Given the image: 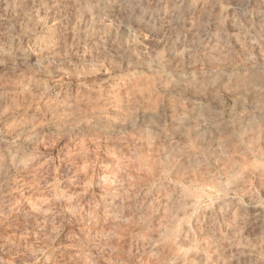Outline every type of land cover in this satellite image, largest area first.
Instances as JSON below:
<instances>
[{
    "label": "rangeland",
    "instance_id": "rangeland-1",
    "mask_svg": "<svg viewBox=\"0 0 264 264\" xmlns=\"http://www.w3.org/2000/svg\"><path fill=\"white\" fill-rule=\"evenodd\" d=\"M78 1L82 6V0H68L66 8H55L50 14L46 10L43 13L33 9L36 13L34 19L32 9L21 15L12 4L4 0L0 2V259L4 257V261L12 264L15 261V264H38L29 250L37 243L39 247L45 242L52 245L50 252L54 254L56 247L72 244L65 253L66 257L68 255L67 264H78L79 257L82 259L86 255L96 261L92 264H264V80L261 79L264 77V61H258L264 56V23H257L259 18L264 19V10L259 7L264 6V0H208L216 8H203L204 12L197 6V0L191 4L184 1L179 4L181 12L169 16L172 20L168 18L167 27L163 25L164 19L152 0L135 1L140 6L147 4L146 7H150L152 4L149 17L154 24L151 27L138 26L133 22L134 6L130 9L126 0H119L120 13L110 20L103 16L98 19L84 17ZM166 2L169 0H162L161 8L166 6ZM181 7L184 10L188 7L187 12ZM101 11L103 13L102 8L95 10L97 15L102 14ZM193 13L200 17L201 22L204 20L202 15L212 20L208 19V25H205L207 19L206 23L205 20L198 23L201 29L197 28L195 34L198 32L196 35L200 34L201 39L198 35L196 41L194 36L195 42L191 44L189 41L193 37L187 30L188 21L196 19ZM209 14L213 15L210 17ZM247 19L252 21L251 26ZM260 32L262 37L258 35ZM203 34H206L204 38ZM252 34L259 38L254 39ZM234 36H238V41ZM214 37L218 43L214 44ZM241 40L242 44L239 43ZM258 40L263 44L255 47ZM181 43L184 48L179 46ZM213 48H217V53ZM248 49L250 56L246 53ZM209 51L215 54L213 57L216 56L217 61L213 57L205 59L211 55L207 53ZM245 54L251 59H247ZM31 55L37 62L31 59ZM192 56L195 57L192 59ZM196 57L201 59L200 62ZM202 59L208 60L207 65L205 60L202 65ZM190 62L196 65L190 66ZM255 97L260 100L261 103L257 101L258 107L263 110L260 108L259 111L257 107L251 115L254 108L246 104L253 100L256 103ZM234 98L236 103L232 102ZM240 101L245 103V107L240 105ZM108 120H116L125 128L103 130L100 123ZM214 126H219L220 130ZM34 154L38 160L28 163L29 156ZM14 157L22 159V163L24 160L27 162H20L17 169L11 171L6 164ZM107 170L118 175V191H123H117L116 212L119 214L115 213L118 216L115 220H118L106 221L96 228L85 217L93 204L94 208L97 206L96 198L102 190L97 179ZM51 193L58 198H53ZM65 193L66 196L69 194L71 201L75 198L72 202L82 206V210L76 206V213H70ZM190 193H194L196 202L193 205L187 203V198L192 197ZM44 196L54 201L51 223L50 220H42L50 231H46L48 234L36 231L35 226L41 218L35 217V213L32 215L29 209L36 202L29 201ZM25 202H28L27 206ZM77 213L82 214L79 216ZM77 218L79 222L76 225ZM98 229L103 232L100 234ZM88 230H94L97 240L96 236L92 241L82 239L83 232L88 233ZM105 231V237L108 235L109 238H103ZM35 235L37 239H34ZM73 238L76 245L71 242ZM104 240H107L106 244ZM9 243L15 246L13 252L7 249ZM81 251L86 255H78ZM69 252L77 254L78 259L77 255L74 257ZM59 259H52L54 263L47 264H60Z\"/></svg>",
    "mask_w": 264,
    "mask_h": 264
},
{
    "label": "bare ground",
    "instance_id": "bare-ground-1",
    "mask_svg": "<svg viewBox=\"0 0 264 264\" xmlns=\"http://www.w3.org/2000/svg\"><path fill=\"white\" fill-rule=\"evenodd\" d=\"M2 1V0H1ZM0 1V2H1ZM4 1H6L5 3H10V4H12L14 7L13 8H17V10H18V12H17V14H20L21 13V15H22V12H24V14H25V11L26 10H29V9H32L31 10V12H33V9L34 10H36V11H39V10H42V12L43 13H45L46 11H48L49 12V14L51 13V12H54V10H56V9H58V8H60V7H65V5L68 3V0H4ZM127 1V6L128 7H130V9L131 8H133V6H134V8L132 9L133 11H134V18H133V22L135 23V24H139V25H144V26H146V27H151L152 26V24H154V23H152V21H151V19H150V13L152 12V10H151V6H152V4H151V6L150 7H146L147 6V4H146V6L144 5L143 6V4H142V6H140L139 4H136L137 2H138V0H126ZM135 1H137V2H135ZM145 1V0H144ZM151 1V0H150ZM152 1H154L155 2V4H156V6H158V11H159V13L162 15H160V14H158V15H160L161 17H163V19H164V24L163 25H165L166 24V27L167 26H169V22L170 21H168V18H169V16L171 15V13H175L176 15H177V13L179 14V12H181V10L179 11L178 10V8H179V4H183V2L184 1H187L188 3H192L194 0H169V2H166L165 4H166V6L163 8H161V6H163L162 4V0H152ZM165 0H163V2H164ZM198 2H197V6L198 7H201L200 8V10H202L203 8H206V9H208V7H212V5H211V3L213 2V0H211L212 2L210 3L208 0L206 1V0H197ZM204 1H206L207 3H209L210 4V6H206L207 5V3L206 2H204ZM217 1V0H216ZM220 1V0H219ZM227 2H228V0H226ZM230 1V0H229ZM259 1V0H258ZM257 1V2H258ZM261 1H263V0H261ZM146 2V1H145ZM186 2V3H187ZM220 2H222V0L220 1ZM256 2V3H257ZM71 3V2H70ZM78 3H79V1H78ZM82 6H81V4L79 3V5H80V8H81V13L84 15V17L85 16H88L89 18L91 17L92 19L93 18H99V17H106V20H110V18L111 17H115V16H118L119 15V13H120V10H121V5H120V3L121 2H119V0H82ZM123 3V2H122ZM139 3V2H138ZM151 3H153V2H151ZM216 3V2H215ZM224 3V2H223ZM256 3H253V4H256ZM9 4V5H10ZM77 4V3H76ZM124 4V3H123ZM154 4V5H155ZM193 4H196V1H195V3H193ZM192 4V5H193ZM206 4V5H205ZM216 4H218V3H216ZM228 4V3H227ZM227 4H226V6H227ZM230 4V3H229ZM228 4V5H229ZM233 4V3H232ZM231 4V5H232ZM236 4V3H235ZM253 4H251V5H253ZM262 4H264V3H262ZM262 4H260V5H262ZM4 5V4H3ZM8 5V6H9ZM11 5V6H12ZM136 5H139V6H136ZM148 5H150V4H148ZM230 5V6H231ZM241 5V4H240ZM7 6V5H6ZM5 6V7H6ZM66 6H68V5H66ZM72 6V5H71ZM124 6H126V5H124ZM127 6H126V8H127ZM196 6V5H195ZM194 6V7H195ZM204 6H206V7H204ZM218 6V5H217ZM225 6V5H224ZM223 6V7H224ZM233 6H237V5H233ZM233 6H232V8H233ZM257 6H258V4H257ZM79 7V6H78ZM154 7V6H153ZM152 7V8H153ZM183 7H184V5H183ZM193 7V6H192ZM227 7H229V6H227ZM251 7V6H250ZM259 7H261V9H263L264 10V6H259ZM12 8V7H11ZM12 8V9H13ZM56 8V9H55ZM66 8V7H65ZM72 8H74V7H72ZM80 8H79V10H80ZM100 9V8H102L103 9V13H102V11H101V13L102 14H100V15H97L98 14V12H97V14H96V12H95V10H97V9ZM156 8V7H155ZM182 8V7H181ZM180 8V9H181ZM185 8V7H184ZM188 8V7H187ZM186 8V9H187ZM214 8H216V6L214 7H212V9L214 10ZM218 8V7H217ZM220 8V7H219ZM235 8V7H234ZM249 8V7H248ZM248 8H245V9H247L248 10ZM255 8V7H254ZM7 9H9V8H7ZM61 9V8H60ZM64 9V8H63ZM63 9H62V11H63ZM68 9H69V7H68ZM67 9V13H68V11L70 10H68ZM130 9H128V10H130ZM156 9V10H157ZM183 9V8H182ZM185 9V10H186ZM194 9V8H193ZM192 9V10H193ZM205 9V10H206ZM256 9V8H255ZM261 9H260V11H261ZM14 10V9H13ZM43 10H46L45 12L43 11ZM64 10H66V9H64ZM78 10V9H77ZM184 10V9H183ZM184 10V11H185ZM188 10V9H187ZM187 10H186V12H187ZM199 10V9H198ZM209 10V9H208ZM213 10H211V11H213ZM216 10V9H215ZM218 10H220V9H218ZM225 10V9H224ZM252 10H253V8H252ZM251 10V11H252ZM10 11H12L11 9H10ZM15 11V10H14ZM59 11V10H58ZM71 11V10H70ZM73 11V10H72ZM122 11H124V10H122ZM132 11V12H133ZM158 11H156L157 13H158ZM183 11V12H184ZM203 11V10H202ZM210 11V12H211ZM226 11V10H225ZM228 12H230L229 10H227ZM13 12V11H12ZM16 12V11H15ZM20 12V13H19ZM30 12V13H31ZM47 12V13H48ZM60 13H61V11H59ZM73 12H75V11H73ZM154 12V11H153ZM195 12V11H194ZM196 12H197V10H196ZM199 12V11H198ZM204 12V11H203ZM254 12H257V11H255L254 10ZM40 13V12H39ZM42 13V14H43ZM62 13H65V12H62ZM70 13V12H69ZM125 13V12H124ZM123 12H122V14L123 15H125ZM128 13V12H127ZM155 13V12H154ZM185 13V12H184ZM190 13V12H189ZM214 13V12H213ZM217 13V12H216ZM249 13V12H248ZM252 13V12H251ZM250 13V14H251ZM34 14H36V13H34L33 12V15H32V18L34 19V18H36V15H34ZM57 14V13H56ZM55 14V15H56ZM66 14V13H65ZM71 14V13H70ZM75 14H76V12H75ZM152 14V13H151ZM183 14V13H182ZM195 14V17H193V18H196L195 19V21L192 19V20H190L191 19V17H190V21H188L187 19V21L189 22V27H188V30H187V33H188V35L190 36V37H193V38H191V40L189 41V43L191 42V44H192V42L195 40L194 39V36H195V38H196V41H197V37H198V35H199V38L201 39V37H200V34H198V35H196L195 34V31H197L196 29L198 28V23L199 22H201L198 18H200V17H196V13H193L192 15H194ZM199 14V13H198ZM201 14V13H200ZM199 14V16H201ZM219 14H220V12H219ZM222 14V13H221ZM242 14V13H241ZM246 14V13H245ZM257 14H259V13H257ZM20 15V16H21ZM26 15V14H25ZM38 15V14H37ZM45 15V14H44ZM53 15V14H52ZM55 15H53V16H55ZM77 15V14H76ZM81 15V14H80ZM121 15V14H120ZM129 15V14H128ZM132 15V14H131ZM158 15H157V17H158ZM185 15H187V14H185ZM210 15V17L213 15H211V14H209ZM223 15V14H222ZM19 16V15H18ZM33 16H35V17H33ZM47 16V15H46ZM49 16V15H48ZM51 16V15H50ZM82 16V15H81ZM153 16H154V14H153ZM191 16V15H190ZM198 16V15H197ZM202 16H204L205 17V15H202ZM206 16H207V13H206ZM214 16H215V14H214ZM213 16V17H214ZM216 16H218V14L216 15ZM215 16V17H216ZM226 16V15H225ZM241 16H244V15H241ZM261 16H263V14H261ZM52 17V16H51ZM60 17V16H59ZM120 17H122V16H120ZM131 16H129V18H130ZM172 17V16H171ZM184 17V16H183ZM186 18L188 17V16H185ZM202 18V19H204L205 20V23H206V19H207V24H205V25H208V19H210V18ZM208 17V16H207ZM212 17V18H213ZM214 17V18H215ZM16 18H17V15H16ZM38 18H39V15H38ZM64 18V17H63ZM62 18V19H63ZM66 18V17H65ZM64 18V19H65ZM68 18V17H67ZM89 18H88V21H89ZM107 18H109V19H107ZM118 19H121V18H119V17H117ZM151 18H153V17H151ZM178 18V17H177ZM179 18H182L181 16L179 17ZM226 18H227V16H226ZM239 18V17H238ZM259 18V17H258ZM257 18V19H258ZM61 19V18H60ZM81 19H82V17H81ZM102 19V18H101ZM103 19H105V18H103ZM102 19V20H103ZM123 19H124V17H123ZM127 19V18H126ZM154 19V18H153ZM157 19V18H156ZM159 19H160V17H159ZM173 19H175V18H173ZM184 19V18H183ZM183 19H181V21L183 20ZM198 19V20H197ZM201 19V20H202ZM225 19V18H224ZM240 19H242V18H240ZM246 19V18H245ZM251 19H253L252 17H251ZM14 20V19H13ZM36 20V19H35ZM34 20V21H35ZM131 20V19H130ZM161 20V19H160ZM169 20H172V19H170L169 18ZM197 20V21H196ZM204 20L202 21V22H204ZM210 20H212V19H210ZM214 20H216V19H214ZM219 20V19H218ZM222 20V19H221ZM221 20H220V22H221ZM243 20V19H242ZM248 20V19H247ZM254 20V19H253ZM17 21H19V19L17 20ZM32 21V23H33V20H31ZM55 21V20H54ZM53 21V22H54ZM132 21V20H131ZM159 21V20H158ZM174 21V20H173ZM180 21V22H181ZM225 21H226V19H225ZM240 21V20H239ZM250 21V19L248 20V22ZM264 21V19H260L259 18V20H257V23H259V24H262V23H264L263 22ZM36 22V21H35ZM52 22V21H51ZM93 22V21H92ZM160 22V21H159ZM172 22V21H171ZM179 22V23H180ZM201 22V23H202ZM252 22V21H251ZM251 22H249L248 23V25L251 23ZM255 22V21H254ZM95 23V22H94ZM97 23V22H96ZM132 23V22H131ZM161 23V22H160ZM173 23V22H172ZM183 23V22H182ZM211 23H212V21H211ZM210 23V24H211ZM242 23V22H241ZM246 23H247V21H246ZM256 23V22H255ZM257 23H256V25H257ZM133 24V23H132ZM134 24V25H135ZM162 24V23H161ZM175 24V22L173 23V25ZM216 24V23H215ZM239 24V23H238ZM252 24V23H251ZM251 24H250V26H251ZM35 25V24H34ZM41 25V24H40ZM46 25V24H45ZM138 25V26H139ZM173 25H171V26H173ZM188 25V24H187ZM201 25V24H200ZM205 25H203L202 24V26H205ZM217 25V24H216ZM216 25L214 26V27H216ZM233 25H234V23H233ZM237 25V24H236ZM235 25V26H236ZM241 25V24H240ZM242 25H244V24H242ZM248 25L245 27V28H247L248 27ZM44 26V25H43ZM170 26V27H171ZM177 26V25H176ZM183 26V25H182ZM219 26H220V24H219ZM219 26H218V29H219ZM224 27V25H221V27ZM232 26V25H231ZM230 25L228 26V27H231ZM239 26V25H238ZM250 26H249V28H250ZM255 26V25H254ZM257 26H259V25H257ZM163 27V26H162ZM175 27V26H174ZM179 27V26H178ZM184 28L186 27V29H187V26H183ZM201 26H199V28L198 29H201L200 28ZM206 27V26H205ZM213 27V28H214ZM237 27V26H236ZM181 29H182V27H180ZM203 28V27H202ZM207 28V27H206ZM244 28V29H245ZM152 29V28H151ZM168 29L170 30L171 28H169L168 27ZM173 29V28H172ZM178 28H176V30H177ZM222 29V28H221ZM234 29V28H233ZM252 29V28H251ZM250 29V30H251ZM260 29H263L262 28V26L260 27ZM162 30V29H161ZM167 30V29H166ZM175 30V31H176ZM185 30V29H184ZM203 30H205V29H203ZM203 30H201L200 31V33L202 34V31ZM217 30V29H216ZM223 30V29H222ZM249 30V29H248ZM256 30H257V28H256ZM259 30V29H258ZM35 31V30H34ZM154 31V30H153ZM168 31V30H167ZM172 31V30H171ZM174 31V30H173ZM178 31V30H177ZM179 31H180V29H179ZM218 31V30H217ZM230 31V30H229ZM238 31H239V29H238ZM253 31V30H252ZM255 31V30H254ZM264 31V30H263ZM262 31V32H263ZM158 32L160 33V31L158 30ZM163 32V31H162ZM165 32L166 31H164V34H165ZM170 32V31H169ZM205 32V31H204ZM213 32V31H212ZM211 32V33H212ZM216 32V31H215ZM215 32H214V36L216 35L215 34ZM221 32V31H220ZM223 32V31H222ZM228 31L226 30V33H227ZM232 32V31H231ZM243 32V31H242ZM31 33H33V31L31 32ZM154 33V32H153ZM155 33H156V31H155ZM184 33V32H183ZM217 33H219V31L217 32ZM230 33V32H229ZM240 33V32H239ZM255 33H256V31H255ZM152 34V33H151ZM182 34V33H181ZM213 34V33H212ZM219 34H221V33H219ZM219 34L217 35L218 37L217 38H219ZM228 34V33H227ZM233 34V33H232ZM237 34V33H236ZM243 34V33H242ZM245 35L247 34L246 33V31H245V33H244ZM243 34V35H244ZM260 34V37H262L261 36V32L260 33H258V35ZM264 34V33H263ZM31 35V34H30ZM155 35V34H154ZM154 35H152L153 36V38H154ZM180 35V34H179ZM187 35V34H186ZM206 34H203L202 35V37L203 36H205ZM208 35V34H207ZM209 35H210V32H209ZM208 35V36H209ZM223 35V34H222ZM224 35H225V33H224ZM242 35V36H243ZM244 35V36H245ZM249 35H250V32H249ZM161 36V34L159 35V37ZM230 36V35H229ZM236 36V35H235ZM234 36V37H235ZM241 36V37H242ZM256 36V35H255ZM253 37V34H252V37L255 39V38H257V36L256 37ZM184 37V36H183ZM188 37V36H187ZM224 37V36H223ZM238 37V36H237ZM237 37H235V39L237 40ZM240 37V36H239ZM248 37V36H247ZM157 38H158V34H157ZM204 38V37H203ZM202 38V39H203ZM206 38V37H205ZM209 38V37H208ZM213 38V37H212ZM216 38V39H217ZM231 38V37H230ZM233 38V37H232ZM243 38V37H242ZM245 38H246V36H245ZM245 38H243V39H245ZM259 38V37H258ZM257 38V39H258ZM155 39V38H154ZM194 39V40H193ZM247 39V38H246ZM250 39V38H249ZM262 39H264V37H262ZM36 40V39H35ZM40 40V39H39ZM42 40V39H41ZM209 40H210V38H209ZM208 40V41H209ZM219 40V39H218ZM220 40H221V37H220ZM230 40V39H229ZM232 40V39H231ZM230 40V41H231ZM188 41V40H187ZM198 41H200V40H198ZM211 41H212V39H211ZM213 41H215V37H214V40ZM213 41H212V43H213ZM233 41V40H232ZM238 41V40H237ZM243 40H241L239 43H241ZM255 41V40H254ZM254 41H252L253 43H255ZM36 42V41H35ZM40 42V41H39ZM38 42V43H39ZM182 42H184V41H182ZM195 42V41H194ZM193 42V43H194ZM223 42V41H222ZM235 42V41H234ZM251 42V44L253 45V43ZM180 43V42H179ZM186 43H188V42H186ZM207 43V42H206ZM209 43H210V41H209ZM209 43H208V45H209ZM215 43H218V42H214V44ZM220 43V42H219ZM235 43H237V42H235ZM234 43V44H235ZM39 44H42V43H39ZM178 44V43H177ZM182 44V45H181ZM181 44H179V46L181 47H183V43H181ZM190 44V45H191ZM242 44V43H241ZM263 44V42L262 41H259L258 40V43L256 42L254 45H255V47H260L261 45ZM35 45V44H34ZM186 45V44H185ZM189 45V44H188ZM189 45V46H190ZM213 45V44H212ZM218 45V44H217ZM217 45H216V47H217ZM220 45V44H219ZM236 45V44H235ZM244 45H246V44H244ZM252 45H251V47H252ZM253 45V46H254ZM249 46V45H248ZM247 46V48H249ZM186 47V46H185ZM193 47V46H192ZM191 47V48H192ZM207 47V46H206ZM211 47H213V46H211ZM219 47V46H218ZM221 47H222V45H221ZM250 47V48H251ZM21 48V47H20ZM44 48V47H43ZM51 48V47H50ZM184 48V47H183ZM182 48V49H183ZM190 48V47H189ZM194 48V47H193ZM220 48V47H219ZM240 48V47H239ZM245 48H246V46H245ZM252 48H254V47H252ZM262 48V47H261ZM22 49V48H21ZM35 49V48H34ZM49 49V48H48ZM180 49V48H179ZM206 49H208V48H206ZM205 49V50H206ZM210 49V48H209ZM214 49V48H213ZM222 49V48H221ZM244 49V48H243ZM175 50V49H174ZM173 50V51H174ZM187 50H188V48H187ZM212 49H210V51H211ZM216 50V51H215ZM220 50V49H219ZM242 50V49H241ZM249 50V49H248ZM252 50H254V49H251V52H253ZM258 50H260V48L258 49ZM23 53L25 52V50H21ZM20 51V52H21ZM28 51V50H27ZM26 51V52H27ZM47 51V50H46ZM173 51H171V52H173ZM177 51V50H176ZM191 51H193V50H191ZM207 52V53H209V54H211V55H208V54H204V55H208L207 57L208 58H205L204 56H202V57H204L205 59H209V58H212L213 57V55H215V54H212L211 52H213V50L211 51V52ZM247 51V50H246ZM264 51V50H263ZM21 52V53H22ZM32 52V51H31ZM49 52V51H48ZM185 52V51H184ZM183 52V54H185ZM217 53V48L216 49H214V53ZM221 51H219L218 53H220ZM243 52V51H242ZM249 52H250V50L248 51V52H246V53H248L249 54ZM17 53H19L18 51H17ZM34 53V50H33V52H32V54ZM187 53H189L190 54V52H189V50H188V52ZM193 53H195V52H193ZM223 53H224V51H223ZM254 53V52H253ZM255 53H258L257 51L255 52ZM31 54V53H30ZM29 54V55H30ZM144 54V53H143ZM202 54V53H201ZM221 54V53H220ZM220 54H219V56H220ZM259 54V53H258ZM17 55H21V57H23L24 55L23 54H17ZM23 55V56H22ZM26 55V54H25ZM132 55V54H131ZM145 55V54H144ZM193 55V54H192ZM194 55H196V54H194ZM199 55V54H198ZM252 55V54H251ZM263 55V54H262ZM27 56V55H26ZM51 56V55H50ZM125 56V55H124ZM129 56V55H128ZM171 56V55H170ZM185 56V55H184ZM190 56H191V54H190ZM189 56V57H190ZM243 56H244V52H243ZM249 56H250V54H249ZM1 57V56H0ZM11 57V56H10ZM14 57V56H13ZM29 57V56H28ZM54 57V56H53ZM132 57V56H131ZM169 57V56H168ZM183 57V56H182ZM181 57V58H182ZM193 57H195V56H192V59H193ZM199 57V56H198ZM198 57H196L197 59H198ZM201 57V58H202ZM221 57V56H220ZM245 57L247 58V56H246V54H245ZM260 57V56H259ZM258 57V58H259ZM263 58H264V56H262ZM19 58V57H18ZM17 58V59H18ZM25 58V57H24ZM27 58V57H26ZM130 58V57H129ZM142 58V57H141ZM184 58V57H183ZM183 58H182V61H184L183 60ZM214 58H215V60H216V56L215 57H213V60H214ZM219 58V57H218ZM245 58V59H246ZM263 58H261L260 60H258V61H260L261 62V60L262 61H264V59ZM9 59H11L10 61H12V58H9ZM17 59H16V61H17ZM31 59L33 60V61H36V57L34 56V55H31ZM53 59V58H52ZM56 59V58H55ZM59 59V58H58ZM134 59V58H133ZM187 59H191V58H188L187 57ZM191 59V60H192ZM196 59V60H197ZM200 59V58H199ZM198 59V60H199ZM204 59V60H205ZM247 59H251V58H247ZM1 60V59H0ZM28 60V59H27ZM105 60V59H104ZM103 60V61H104ZM132 60V59H131ZM130 60V61H131ZM136 60V59H135ZM142 60V59H141ZM175 60V59H174ZM178 60H180V59H178ZM201 60V59H200ZM200 60H199V62H200ZM203 60V59H202ZM204 60L203 61H201L202 62V65L203 64H205V63H203L204 62ZM213 60H211V61H213ZM9 61V60H8ZM9 61V62H10ZM15 61V60H14ZM14 61H13V63H14ZM19 61V60H18ZM58 61V60H57ZM102 61V60H101ZM100 61V62H101ZM102 61V62H103ZM133 61V60H132ZM211 61H209V65L211 64ZM217 61V60H216ZM26 62H29V61H26ZM37 62V61H36ZM60 62V61H59ZM108 62V61H107ZM137 62V61H136ZM135 62V63H136ZM177 62V61H176ZM185 62V61H184ZM187 62H189V61H187ZM205 62H206V60H205ZM207 62H208V60H207ZM207 62H206V65H207ZM18 63V62H17ZM104 63V62H103ZM182 63V62H181ZM214 63V62H213ZM249 63V62H248ZM1 64V63H0ZM11 65H12V63H10ZM20 64H22V63H20ZM29 64V63H28ZM27 64V65H28ZM39 64V63H38ZM37 64V65H38ZM105 64H107V63H105ZM104 64V65H105ZM109 64H111V63H109ZM109 64H108V66H109ZM187 64H189V63H187ZM201 64V63H200ZM247 64V63H246ZM19 65V64H18ZM101 65V64H100ZM103 65V64H102ZM185 65V64H184ZM190 66H192L193 64H192V62H190V64H189ZM196 65V64H195ZM195 65H193V66H195ZM208 65V66H209ZM251 65V64H250ZM10 66V65H9ZM36 66V65H35ZM96 66V65H95ZM143 66H145V65H143ZM13 67V66H12ZM23 67V66H22ZM39 67V66H38ZM63 67V66H62ZM61 67V68H62ZM105 67V66H104ZM128 67V66H127ZM140 67V66H139ZM186 67H189V66H186ZM253 67H256V66H254L253 65ZM253 67H251V69H253ZM262 67V66H261ZM15 68V67H14ZM43 68V67H42ZM249 68L250 67H248V70H249ZM63 69V68H62ZM189 69H191V68H189ZM188 69V70H189ZM3 70V69H2ZM58 70V69H57ZM247 70V71H248ZM53 71V70H52ZM254 71V70H253ZM55 72V71H54ZM57 72V71H56ZM248 72H250V71H248ZM247 72V73H248ZM256 73H257V71H255ZM52 73V72H51ZM254 73V72H253ZM58 74V73H57ZM239 74V73H238ZM248 75V74H247ZM252 78V77H251ZM254 79V78H253ZM261 79H263L264 80V77L262 78L261 77ZM260 80V79H259ZM251 82H253V81H251L250 80V83ZM255 82V81H254ZM253 82V83H254ZM252 83V84H253ZM255 84V83H254ZM251 85V84H250ZM249 85V86H250ZM256 85V84H255ZM249 89V88H248ZM251 89V88H250ZM253 89H254V87H253ZM253 89H252V91H253ZM249 91V90H248ZM250 92H251V90H250ZM255 92V91H254ZM252 93V92H251ZM255 93H257V92H255ZM233 94V93H232ZM259 94H260V92H259ZM235 95V94H234ZM229 96H232V95H229ZM254 96V95H253ZM256 96V95H255ZM258 96H260V95H257V97ZM233 97V96H232ZM257 97H255L254 99H255V101H256V103L254 102V100L253 101H251V104H246V105H248V106H252L253 108H254V111L252 112V114L251 115H253L255 112H256V109L255 108H257L258 107V102L259 103H261L260 102V100L258 101V100H256L257 99ZM236 98V97H235ZM233 99L232 100V102L233 103H236V99H238V98H236V99ZM232 99V98H231ZM230 99V100H231ZM259 99V98H258ZM168 100V99H167ZM171 101V100H170ZM238 101V100H237ZM258 101V102H257ZM231 102V101H230ZM231 102V103H232ZM61 103V102H60ZM59 103V104H60ZM166 103H167V101H166ZM239 103H241L240 105H243V104H245V103H242L241 101L239 102ZM68 105V104H67ZM168 110H170V108L172 107L171 106V103L169 102L168 104ZM233 105H235V104H233ZM260 105V104H259ZM262 105H264V104H262ZM111 106V105H110ZM244 106V105H243ZM55 107V106H54ZM64 107V106H63ZM65 107H67L66 109H69L68 107L69 106H65ZM245 107V106H244ZM262 107H264V106H262ZM262 107H260L262 110H263V108ZM55 108H57V107H55ZM167 108V107H166ZM259 108V107H258ZM259 108V111L261 110ZM51 109H52V107H51ZM63 109V108H62ZM66 109H64V111L63 112H65V110ZM198 109V108H197ZM249 109V108H248ZM250 110V109H249ZM57 111V110H56ZM250 111H252V110H250ZM258 111V110H257ZM264 111V110H263ZM200 112V111H199ZM262 112V111H261ZM261 112H260V115H262L261 114ZM202 113V112H201ZM259 113V112H258ZM249 114V116L251 117V115ZM264 115V114H263ZM249 116H248V120L250 119L249 118ZM256 116V115H255ZM148 117V116H147ZM144 118V117H143ZM100 119V118H99ZM104 119V118H103ZM102 119V120H103ZM111 119V118H110ZM113 119H115V118H113ZM149 119H150V117H149ZM149 119L146 121L147 123H148V121H149ZM245 119H246V117H245ZM105 120V119H104ZM117 120V119H116ZM103 121V123H100V127H102L103 128V130L104 129H110V130H115V129H119L121 126H122V124L121 123H119L118 121ZM119 120V119H118ZM243 120V119H242ZM247 120V121H248ZM97 121V120H96ZM245 121V120H244ZM101 122V121H100ZM249 122V121H248ZM248 122H246V123H248ZM95 124H97V123H95ZM99 124V123H98ZM56 125H57V123H56ZM55 125V126H56ZM91 125H92V123H91ZM55 126H53V127H55ZM95 125H93L92 127H94ZM97 126H99V125H97ZM135 126V125H134ZM146 126V125H145ZM124 126H122L121 128H123ZM215 127V126H214ZM212 128V129H214L215 130V128ZM219 127V126H218ZM217 127V128H218ZM222 127V126H221ZM96 128V127H95ZM125 128V127H124ZM216 128V130H218ZM223 129V128H222ZM221 129V130H222ZM53 130H54V128H53ZM98 130V129H97ZM207 130V129H206ZM220 130V129H219ZM119 131V130H118ZM200 131H204V130H200ZM102 132V131H101ZM109 132H111V131H109ZM117 132V131H116ZM195 132H197V130L195 131ZM215 132H217V131H215ZM221 132V131H220ZM219 132V133H220ZM198 133V132H197ZM206 134V133H205ZM30 136V135H29ZM35 136V135H34ZM28 137V136H27ZM33 137V136H32ZM27 139V138H26ZM27 141H29V139L27 140ZM31 142L33 141V140H30ZM29 141V142H30ZM34 141H35V138H34ZM33 141V142H34ZM171 149V148H170ZM169 149V150H170ZM174 151V150H173ZM167 152V151H166ZM200 153V152H199ZM194 154V153H193ZM192 154V155H193ZM201 154V153H200ZM207 154V153H206ZM210 154H211V152H210ZM215 154V153H214ZM166 155V154H165ZM168 155V154H167ZM195 155L197 156V153H195ZM213 155V154H212ZM194 157V156H193ZM196 158V157H195ZM8 159V158H7ZM199 159V158H198ZM38 160V157L34 154V155H31V156H29V159H28V163L30 162V163H34V162H36ZM191 160V159H190ZM192 160H193V158H192ZM195 160V159H194ZM26 160H24V162H25ZM22 163V159H20L19 157H14V158H11V160H10V162H8V164H6V167H7V169H9V170H11V171H13V169H17V167L16 166H19V163ZM24 162L22 163V164H24ZM27 162V161H26ZM28 163H27V166H28ZM44 163V162H43ZM42 163V164H43ZM26 165V164H25ZM44 165V164H43ZM45 165H46V163H45ZM48 165V164H47ZM4 166H5V164H4ZM1 167V166H0ZM21 167H22V165H21ZM49 167V166H48ZM2 168H5V167H2ZM23 168V167H22ZM6 169V168H5ZM19 169V168H18ZM106 169V168H105ZM105 169H104V171H105ZM109 170V169H108ZM106 171V172H103L104 173V175H103V173L101 174L102 175V177L98 180L97 179V184H99L102 188V190L100 191V194H98V196H97V203H95L97 206L94 208V204H93V208H90L89 209V212H88V214L89 215H87V217H85V218H87L88 219V222H91V224L93 223V226H95L96 228H97V226L98 225H100L101 223H102V225L104 224V222H106V221H108V222H114V220L116 219V218H118V216L116 217L115 216V213H118V212H116V210H118L117 208H118V205H117V203H116V198H117V191H118V188L120 187L119 186V179H118V175L117 176H115L114 174L112 175V170L109 172V171ZM1 171V170H0ZM10 171V172H11ZM3 172V171H2ZM7 172V171H6ZM5 172V173H6ZM20 172V171H19ZM14 173V172H13ZM17 173V172H16ZM22 173V172H21ZM15 174V173H14ZM12 175V174H11ZM21 175V174H20ZM5 175H3V177H4ZM7 176V175H6ZM16 176H18L17 174H16ZM10 177V176H9ZM13 177V176H12ZM15 177V176H14ZM19 177V176H18ZM1 178V177H0ZM10 179V178H9ZM14 179V178H13ZM2 180V179H1ZM18 180H19V178H18ZM72 180V179H71ZM76 180V179H75ZM12 181V180H11ZM49 181V180H48ZM48 181H46V182H48ZM71 182H73V181H71ZM93 185V184H92ZM123 185V184H122ZM46 187H47V185H45ZM49 186H50V184H49ZM48 186V187H49ZM100 186H98V187H100ZM52 187V186H51ZM91 187V186H90ZM96 187V186H95ZM97 187V188H98ZM44 188V187H43ZM47 189V188H46ZM49 189V188H48ZM47 189V190H48ZM54 188H52V189H50V190H53ZM86 189H87V187H86ZM155 189V188H154ZM20 190H21V188H20ZM35 190V189H34ZM37 190V189H36ZM46 190V191H47ZM123 190H124V188H123ZM186 190V189H185ZM44 191V190H43ZM49 191V190H48ZM37 192H39V191H37ZM53 192V191H52ZM88 192V191H87ZM123 192V191H122ZM121 191L119 192L118 191V193H122ZM188 192V191H187ZM187 192H185V193H187ZM190 192V191H189ZM16 193V191L14 192V194ZM18 194H19V192H17ZM46 193V192H45ZM48 193V192H47ZM55 193V192H54ZM57 193V192H56ZM55 193V194H56ZM18 194H16V195H18ZM44 194V193H43ZM42 194V195H43ZM50 194V193H49ZM53 193H51V195H52ZM55 194H53L52 196H53V198H55V197H57V195L54 197V195ZM61 194V193H60ZM66 194L67 193H65V197H66V199H67V203L66 204H68V206H69V212L71 211V212H73V213H76L75 211H77V209H76V206H78L75 202H72V201H75V198L71 201V198H69V194L66 196ZM191 194V196L192 197H190L189 196V198H187V196L189 195V193L187 194V196L185 197V198H187V203L189 204V205H193V203L194 202H196L195 201V197L193 198V195L192 194H194V193H190ZM71 195V194H70ZM85 195H87V194H85ZM179 195V194H178ZM51 196V197H52ZM62 196H64V195H62ZM119 196V195H118ZM181 196V195H180ZM183 196V195H182ZM194 196H197V195H194ZM20 197H21V194H20ZM48 197H49V195H48ZM72 197V196H71ZM120 197H122V196H120ZM50 198V197H49ZM58 198V197H57ZM59 198H61V197H59ZM52 199V198H51ZM51 199H48L47 197L45 198V196H44V198H40V199H35L34 201H29L30 203L31 202H35L34 204H32V205H30V203H29V205H30V212H32V215H33V213H35V217H36V215L38 216V219H40V221H39V223L41 222V224H42V220H50V219H52V217H53V211H51V207L53 206V204H54V201L53 200H51ZM64 199V198H63ZM118 199V198H117ZM197 199V198H196ZM60 200H62V198L60 199ZM65 200V199H64ZM63 200V202H65ZM199 200V199H198ZM57 201H58V199H57ZM150 201V200H149ZM186 200L184 199V202H185ZM56 202V201H55ZM62 202V203H63ZM119 202V201H118ZM198 202V201H197ZM75 203V204H74ZM132 203V202H131ZM25 204H26V202H25ZM27 204H28V202H27ZM27 204H26V206H27ZM59 204H60V201H59ZM58 204V205H59ZM64 204V203H63ZM146 204V203H145ZM187 204V205H188ZM17 205V204H16ZM15 205V206H16ZM56 205V204H55ZM91 205H92V203H91ZM122 205V204H121ZM125 205H126V203H125ZM194 205H196V204H194ZM66 206V205H65ZM144 206H146V205H144ZM148 206V205H147ZM55 207V206H54ZM53 207V208H54ZM79 207V206H78ZM82 206H80L79 208H80V210H82V208H81ZM123 207V206H122ZM128 207V206H127ZM150 207V206H149ZM191 207V206H190ZM11 208H12V206H11ZM28 208V207H27ZM61 208V207H60ZM78 208V209H79ZM125 208V207H124ZM136 208H137V206H136ZM139 208V207H138ZM146 208V207H145ZM188 208V207H187ZM193 208H196V207H193ZM19 209V206H18V208H15V210H16V212H18L17 210ZM59 209V208H58ZM67 209V207L65 208V210ZM76 209V210H75ZM86 209V208H85ZM119 209H120V207H119ZM197 209V208H196ZM10 210V209H9ZM12 210H14V208L12 209ZM79 210V211H80ZM123 210V209H122ZM188 210V209H187ZM198 210V209H197ZM28 211V210H27ZM56 211V210H55ZM54 211V212H55ZM61 211H62V209H61ZM86 211V210H85ZM193 211H194V209H193ZM59 212V211H58ZM67 212H68V210H67ZM70 212V213H71ZM81 212V211H80ZM84 212V211H83ZM12 213V212H11ZM21 213V212H20ZM72 213V214H73ZM143 213H144V211H143ZM16 214V213H15ZM18 214V213H17ZM59 214V213H58ZM57 214V215H58ZM78 214V213H77ZM79 214H82V213H79ZM78 214V215H79ZM119 214V213H118ZM140 214V213H139ZM19 215V214H18ZM21 215V214H20ZM30 215H31V213H30ZM75 215V214H74ZM73 215V216H74ZM23 216V215H22ZM76 216V215H75ZM80 216V215H79ZM86 216V215H85ZM122 216V215H121ZM55 217H57V216H55ZM116 217V218H115ZM120 217V216H119ZM123 217V216H122ZM143 217H144V215H143ZM142 217V218H143ZM83 218V217H82ZM81 218V219H82ZM80 219V220H81ZM121 219V218H120ZM35 220H36V218H35ZM78 220V218L76 219V225L78 224V222H79V220ZM86 220V219H85ZM118 220V219H117ZM117 220H115L116 222H117ZM37 221V220H36ZM53 221V220H52ZM82 221V220H81ZM87 221V220H86ZM85 221V222H86ZM46 223H47V221H45ZM120 222V221H119ZM118 222V223H119ZM136 222V221H135ZM38 223V225L36 224V226H35V229H36V231L37 232H40V233H44V232H46V231H49V230H47V227L44 225V224H39ZM45 223V224H46ZM49 223V222H48ZM50 223H51V220H50ZM75 223V222H74ZM83 223V222H82ZM82 223H79V224H82ZM90 224V223H89ZM34 225V224H33ZM32 225V226H33ZM85 225V224H84ZM107 225H110V223L109 224H107ZM112 225V224H111ZM119 225V224H118ZM184 225V224H183ZM48 226V225H47ZM89 226H91V225H89ZM34 227V226H33ZM52 227V226H51ZM95 227H93V229L95 228ZM101 227H103V226H101ZM109 227V226H108ZM183 227V226H182ZM53 228V227H52ZM113 228H115V227H113ZM117 228V227H116ZM49 229V228H48ZM88 229V228H87ZM92 228L90 227V230H91ZM119 229V228H118ZM79 230V229H78ZM95 230V233H97V235H98V232L96 231V229H94ZM93 230V231H94ZM104 230V229H103ZM52 231H53V229H52ZM82 231V230H81ZM93 231H91V232H89V230H88V233H84L83 232V234L80 232V234H82V239L83 240H87V241H92V239H93V237H95L96 236V238H95V240H97V235H95V233H93ZM98 231H99V233L100 232H103V231H100L99 229H98ZM182 231V230H181ZM50 232V231H49ZM48 232V233H49ZM54 232V231H53ZM113 232V231H112ZM47 232H46V234H48ZM105 233H106V231L104 232V236L103 235H101V236H103V238L105 237ZM108 234L110 233V231L109 232H107ZM79 234V235H80ZM101 234V233H100ZM99 234V235H100ZM29 235H30V233H29ZM38 235V234H37ZM76 235V234H75ZM110 235V234H109ZM26 236V235H25ZM25 236H24V238H25ZM45 236V235H44ZM50 236V235H49ZM23 237V236H22ZM39 237V236H38ZM78 237V236H77ZM80 237H81V235H80ZM106 237H108V235L106 236ZM105 237V238H106ZM30 238V237H29ZM51 238H53L52 236H51ZM99 238H101V237H99ZM104 238V239H105ZM109 238V237H108ZM107 238V239H108ZM34 239H37V237H36V235L34 236ZM50 239V238H49ZM74 240H72L71 239V242H74L75 243V241H76V239L75 238H73ZM175 239V238H174ZM8 240V239H7ZM42 240V239H41ZM40 240V241H41ZM44 240V239H43ZM68 240V239H67ZM95 240H94V242H95ZM100 240V239H99ZM99 240L98 241H96V243L97 242H99ZM101 240H103V239H101ZM5 241V240H4ZM35 241V240H34ZM39 241V240H38ZM51 241V240H50ZM49 241V242H50ZM54 241V240H53ZM80 241V240H79ZM105 241V240H104ZM8 242H10V241H8ZM7 242V243H8ZM12 242H14V241H12ZM46 242H47V240H46ZM71 242H70V244H71ZM83 242V241H82ZM103 242V241H102ZM106 242H107V240L105 241V244H106ZM3 243V242H2ZM18 243V242H17ZM17 243H15L14 245H16ZM27 243V242H26ZM45 243V242H44ZM43 243V245H41V246H37V245H39L38 243H37V245H36V247L35 248H32V249H30L29 251H30V253H31V255L40 263V264H47V263H49V262H52L53 260H57L58 261V258H60L59 260H60V264L62 263V264H67L68 262H67V260H68V255H67V257H66V254L65 253H68V247L69 246H71V245H68L67 247H64L63 245H61V246H63V248H61V247H59L58 245V247H56V250L54 249L53 251H55L56 253L54 254L53 252L51 253L50 251V249H52V245L49 243V244H44ZM92 243V242H91ZM10 244V246H7L8 248V250L10 251H12V249L15 247V246H13V245H11V243H9ZM9 244H6V245H9ZM21 244V243H20ZM55 244V243H54ZM53 244V245H54ZM88 244V243H87ZM101 244V243H100ZM5 245V244H4ZM4 245H2L3 246V248L5 249L6 247H4ZM23 245V244H22ZM26 245V244H25ZM34 245V246H35ZM66 245H67V243H66ZM75 245H76V243H75ZM74 245V246H75ZM88 245H90V243L88 244ZM95 246V244L94 243H92V246ZM98 245V244H97ZM103 245H104V243H103ZM19 246V245H18ZM24 246V245H23ZM74 246H72V248L74 247ZM77 246H78V244H77ZM77 246H75L74 248H76ZM100 246V245H99ZM79 247H81L80 245H79ZM1 248V247H0ZM70 248V247H69ZM72 248H71V250H72ZM94 248V247H93ZM96 249H97V246L95 247ZM103 248V247H102ZM19 249V248H18ZM22 249V248H21ZM109 249V248H108ZM6 250V249H5ZM15 250V249H14ZM7 251V250H6ZM5 251V252H6ZM28 250H27V253L29 252ZM82 251H83V249H82ZM79 252V254L78 255H80L81 254V256H82V254H83V252ZM107 251H109V252H111L110 250H107ZM3 252V251H2ZM13 252V251H12ZM77 252V251H76ZM97 252V251H96ZM95 252V253H96ZM99 252V251H98ZM9 253V252H8ZM16 253V252H15ZM70 253L71 252H69V255H70ZM102 253V252H101ZM2 254V253H1ZM1 254H0V256H1ZM13 254V253H12ZM75 254V253H74ZM72 255V253H71V255L72 256H74L75 257V255H77V254H75V255ZM94 254V253H93ZM98 254V253H97ZM103 254V253H102ZM8 256L9 255H11V254H7ZM7 255H6V257H7ZM15 255V254H14ZM30 255V254H29ZM29 255H28V257H29ZM78 255H77V259H78ZM86 255V254H85ZM84 254H83V256H85ZM95 255V254H94ZM4 256V255H3ZM31 256V257H32ZM87 256V255H86ZM82 257V259L79 257V260H78V262H76V263H78V264H92L93 263V261L94 260H92V258H89V257ZM98 256H100V255H98ZM31 257L29 258V260L31 259ZM70 257V256H69ZM101 257V256H100ZM24 257H22V259H23ZM26 259H27V256L25 257ZM34 258L32 259V261L34 260ZM6 260L8 259V258H5ZM53 259V260H52ZM70 259V258H69ZM76 259V260H77ZM81 259V260H80ZM15 260V259H14ZM73 261L75 260V259H72ZM13 261V260H12ZM70 261H71V259H70ZM19 262V261H18ZM24 262V261H23ZM37 262V263H38ZM94 262H96V261H94ZM15 263H16V261H15ZM14 263V264H15ZM33 263V262H32ZM38 263V264H39ZM53 263H54V261H53ZM53 263H51V264H53ZM69 263H71V262H69ZM74 263H75V261H74ZM0 264H12L11 262L9 263L8 261H4V257H3V259H0ZM30 264V263H29ZM55 264H57V263H55ZM71 264H73V263H71Z\"/></svg>",
    "mask_w": 264,
    "mask_h": 264
}]
</instances>
